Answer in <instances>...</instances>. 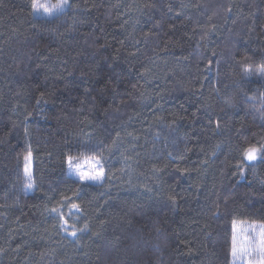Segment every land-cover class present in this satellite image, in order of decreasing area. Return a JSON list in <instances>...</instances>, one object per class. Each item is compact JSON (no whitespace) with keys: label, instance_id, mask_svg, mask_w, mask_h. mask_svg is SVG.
Masks as SVG:
<instances>
[{"label":"trees","instance_id":"16d2710c","mask_svg":"<svg viewBox=\"0 0 264 264\" xmlns=\"http://www.w3.org/2000/svg\"><path fill=\"white\" fill-rule=\"evenodd\" d=\"M261 64L264 0H70L51 19L0 0V264H231L233 223L264 224V158L242 156L264 145ZM101 153V184L68 175ZM211 164L231 186L192 214Z\"/></svg>","mask_w":264,"mask_h":264},{"label":"snow or ice","instance_id":"6c2138e0","mask_svg":"<svg viewBox=\"0 0 264 264\" xmlns=\"http://www.w3.org/2000/svg\"><path fill=\"white\" fill-rule=\"evenodd\" d=\"M69 6V0H56V3H48V2H41V0H31V8L33 10V14H40L45 17H52L54 15L63 14L64 10ZM257 71L264 75V64H261ZM245 73L249 74V69L245 67ZM217 127H219V122H217ZM243 159L249 162L256 161L258 157L264 158V145L257 147L256 145H249L247 146L242 153ZM25 159V167H24V174L27 181V187L31 188L34 186V176L31 170V159L32 154L31 151L24 157ZM86 159L89 170H83V164L81 163V158L73 155H68L66 157V164L70 171V173L75 174L81 182H89V181H101L105 177V170L102 164L103 154L92 155L90 157L84 158ZM238 167H241L238 165ZM241 173H243V168L241 167ZM173 203L175 201L173 200ZM63 204H61V208ZM79 211V205L72 203L69 208V215H74L73 212ZM52 212L56 213L61 221V228L64 232L68 233L72 237H76L77 231H83L84 229H76L74 225L69 224L68 219L65 218L63 212L60 208H53ZM87 228V225H85ZM255 232V229H253ZM258 235V245L253 247L252 243L246 245L238 244L237 243V234H236V227L235 222L233 223V235H232V243H231V252L230 255L232 257V264L241 258L250 257L253 255L257 256V259H249L248 264H264V225L261 226V231L257 234Z\"/></svg>","mask_w":264,"mask_h":264},{"label":"rangeland","instance_id":"374dc122","mask_svg":"<svg viewBox=\"0 0 264 264\" xmlns=\"http://www.w3.org/2000/svg\"><path fill=\"white\" fill-rule=\"evenodd\" d=\"M41 2H48V3L54 4V3H56V0H41ZM69 4H70V0H69ZM68 8H69V6L64 10V12L67 11ZM32 14H33V10H32ZM33 16L36 19H51V18L56 17L58 15H54L52 17H45V16L40 15V14H33ZM107 34H108L109 38H111L114 42L111 45L112 51L109 52L107 55H109V57H114L115 56L114 51H117V49H119L123 43L124 44L128 43L129 29L126 25H121L119 27H115V29L110 28L109 30H107ZM115 41L118 43H115ZM121 42H123V43L121 44ZM105 83L106 82L103 81L102 85L104 88H107L109 85L107 86V84H105ZM127 86H128V82L125 81L123 83L122 87L120 88V92H123L124 90H126L125 87L127 88ZM11 123L12 122L9 123V121H6L5 123L0 124V133L3 131H6V129H7L6 125L11 124ZM81 163L83 164V170L84 171L89 170V166H88L86 159L81 158ZM24 167H25V161H24ZM31 170H32V159H31ZM233 170H234L233 167L225 168V167L218 166L215 164L210 165V169H209V171H210L209 191H208L207 198L202 200L195 208H193L191 210L192 214L206 215L210 211L211 207L216 202V199H215L216 196H218V194H220V193H223L226 188L231 186V177L233 175ZM67 171H68V175L70 177H72L75 180L80 181L79 178L75 174L70 173L68 167H67ZM24 178H25V191H26V193H31L34 190L35 186L28 188L25 174H24ZM103 180L95 181V182L89 181V182H82V183L99 185L103 182ZM262 225H264V224H259V223L253 224V223H249V222H235L236 234H237V243L247 246L248 244L255 241V243L253 244V247L258 245V235L257 234L261 231ZM253 229H255V232L253 231ZM232 235H233V229H232ZM249 259L255 260V259H257V256L253 255L250 257L241 258V259L237 260L235 262V264H248ZM231 264H232V257H231Z\"/></svg>","mask_w":264,"mask_h":264}]
</instances>
